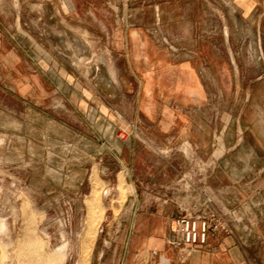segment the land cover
Segmentation results:
<instances>
[{
  "label": "rangeland",
  "instance_id": "374dc122",
  "mask_svg": "<svg viewBox=\"0 0 264 264\" xmlns=\"http://www.w3.org/2000/svg\"><path fill=\"white\" fill-rule=\"evenodd\" d=\"M168 1L174 11L200 4L202 27L216 30L218 60L229 58L224 46L228 27L240 62H264V40L245 31L236 0H178L179 5L172 0H56L24 8L26 43L38 48L30 55L56 62L58 94L41 109L0 96V264H121L114 251L132 217L125 211L131 199L132 208L137 197L142 204L146 197L155 204L166 200L179 213L180 204L190 201L163 158L168 151L150 144L125 120L99 81L102 64L114 56L113 46L124 55L127 34L135 27L173 60L193 57L171 37L181 38L179 30H168L158 17V7ZM218 104L225 106L224 100ZM129 139L149 146L154 183L166 185L171 177L169 193L137 194L124 173L118 177L117 151ZM148 224L144 220L141 228Z\"/></svg>",
  "mask_w": 264,
  "mask_h": 264
},
{
  "label": "crops",
  "instance_id": "0c3cea01",
  "mask_svg": "<svg viewBox=\"0 0 264 264\" xmlns=\"http://www.w3.org/2000/svg\"><path fill=\"white\" fill-rule=\"evenodd\" d=\"M55 1L0 0V96L23 107L41 109L46 100L57 98V64L30 55L38 48L26 43L24 23L25 7ZM235 5L245 31L264 40V0H236ZM168 6L169 1L158 7V17L168 30H179L181 38L168 33L193 57L175 61L143 28H132L124 55L113 46L111 62L102 64V92L150 144L168 151L163 158L173 169L172 178H191L198 160L208 164L203 189L230 216L234 233L211 237L206 246L187 253L169 244L180 215L177 207L148 197L142 204L137 197L134 208L131 199L125 210L132 217L117 237L115 258L119 255L121 264H161L162 259L165 264H264V62H240L228 27L224 46L229 58L218 60L216 30L202 27L200 4L179 11ZM218 100H224V108ZM147 147L135 139L123 142L117 151L118 177L124 173L137 194L169 193L171 177L166 185L154 183ZM144 220L149 224L142 229Z\"/></svg>",
  "mask_w": 264,
  "mask_h": 264
},
{
  "label": "built area",
  "instance_id": "2783aa9c",
  "mask_svg": "<svg viewBox=\"0 0 264 264\" xmlns=\"http://www.w3.org/2000/svg\"><path fill=\"white\" fill-rule=\"evenodd\" d=\"M206 164L196 161L192 177L182 176L178 184L179 192L190 201L179 206L180 215L173 221L169 244L187 253L206 246L211 237L224 238L234 233L230 216L201 186L206 180Z\"/></svg>",
  "mask_w": 264,
  "mask_h": 264
},
{
  "label": "bare ground",
  "instance_id": "6f19581e",
  "mask_svg": "<svg viewBox=\"0 0 264 264\" xmlns=\"http://www.w3.org/2000/svg\"><path fill=\"white\" fill-rule=\"evenodd\" d=\"M95 191V190H94ZM96 192H97V190H96ZM94 196V195H93ZM90 199V198H89ZM95 201V199L92 197V199H91V203L92 202H94ZM88 203V202H87ZM96 204V203H95ZM89 205H91V204H89ZM93 205V204H92ZM94 206V205H93ZM93 221V220H92ZM93 226V225H92ZM94 228H95V226H94ZM86 241V240H85ZM85 245V244H84ZM85 252V251H84ZM59 255V254H58ZM58 255H56V256H58ZM85 256V255H84ZM58 258H59V256H58ZM86 258V257H85ZM50 260V259H49ZM50 262H52L53 263V260L52 261H50Z\"/></svg>",
  "mask_w": 264,
  "mask_h": 264
},
{
  "label": "water",
  "instance_id": "95a60500",
  "mask_svg": "<svg viewBox=\"0 0 264 264\" xmlns=\"http://www.w3.org/2000/svg\"><path fill=\"white\" fill-rule=\"evenodd\" d=\"M165 263H166L165 259H162L161 264H165Z\"/></svg>",
  "mask_w": 264,
  "mask_h": 264
}]
</instances>
